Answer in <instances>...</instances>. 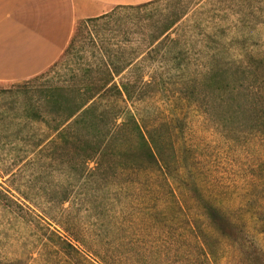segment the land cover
I'll return each instance as SVG.
<instances>
[{"label":"rangeland","instance_id":"374dc122","mask_svg":"<svg viewBox=\"0 0 264 264\" xmlns=\"http://www.w3.org/2000/svg\"><path fill=\"white\" fill-rule=\"evenodd\" d=\"M262 56L264 0H154L78 21L48 68L0 83V264H87L54 244L52 231L84 241L96 264H247L209 226L206 203L264 254V134L225 111L222 123V106L208 113L201 104L212 71ZM109 69H122L115 81L130 95L114 107L117 94L103 93L100 109L132 110L157 139L161 166L95 174L90 162L83 174L54 150L41 91L85 88ZM120 141L110 161L136 162L125 156L136 137Z\"/></svg>","mask_w":264,"mask_h":264},{"label":"trees","instance_id":"16d2710c","mask_svg":"<svg viewBox=\"0 0 264 264\" xmlns=\"http://www.w3.org/2000/svg\"><path fill=\"white\" fill-rule=\"evenodd\" d=\"M176 21L177 19L165 25L156 39L166 34ZM108 72L109 78L103 82L98 80L90 82L85 88L75 82L50 84L41 91L39 100L42 99L46 116L49 118L45 120L55 134L52 140L54 150H58L71 167L81 165L83 174L90 162L94 163L92 172L95 174L161 166V160L164 158L159 156L157 139L154 138L153 132L148 135L145 133L132 110L126 107L118 113L108 107L111 104L105 109H100L103 93L117 94L113 106L130 95L128 83L121 86L115 81V75L121 73L122 69H109ZM203 89L206 92L201 104L205 106L206 112L222 106L223 117H218L219 121L223 123L225 120V111L226 114L235 117L241 116L249 128L264 134V56L249 57L232 68H218L212 71L205 78ZM128 134H133L138 144L135 151L131 153L125 151L128 153H125V156L132 155L137 161L131 164L116 160L111 162L110 159L114 156L120 140ZM203 211L209 226L220 238L228 239L238 249L244 262L255 264L260 257H264L246 228L235 222L226 212L211 203H206ZM52 235L54 244L69 257L80 256L87 264H96L83 255L84 250L78 246L80 244L85 248L84 241L74 238L77 244L57 231H52ZM202 236L206 256L209 258L213 249L209 244L212 235L205 232Z\"/></svg>","mask_w":264,"mask_h":264},{"label":"crops","instance_id":"0c3cea01","mask_svg":"<svg viewBox=\"0 0 264 264\" xmlns=\"http://www.w3.org/2000/svg\"><path fill=\"white\" fill-rule=\"evenodd\" d=\"M153 0H0V83L34 76L68 45L75 24Z\"/></svg>","mask_w":264,"mask_h":264}]
</instances>
